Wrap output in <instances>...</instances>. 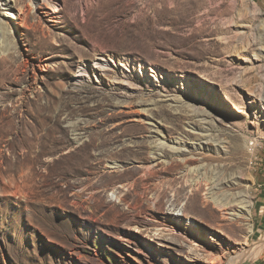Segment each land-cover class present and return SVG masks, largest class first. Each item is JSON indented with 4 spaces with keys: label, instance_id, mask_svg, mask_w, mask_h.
<instances>
[{
    "label": "rangeland",
    "instance_id": "obj_1",
    "mask_svg": "<svg viewBox=\"0 0 264 264\" xmlns=\"http://www.w3.org/2000/svg\"><path fill=\"white\" fill-rule=\"evenodd\" d=\"M184 1L0 0V264H264V54Z\"/></svg>",
    "mask_w": 264,
    "mask_h": 264
},
{
    "label": "bare ground",
    "instance_id": "obj_2",
    "mask_svg": "<svg viewBox=\"0 0 264 264\" xmlns=\"http://www.w3.org/2000/svg\"><path fill=\"white\" fill-rule=\"evenodd\" d=\"M12 2H13V0H6L5 5L11 8V7H13ZM43 2L46 3L47 5H49V7L53 11V13H60L61 12V10H58V5L56 3V0H43ZM210 3H211L210 0H196V1H188L187 0V1H184L183 3L180 4V9H179V14H178L179 21L182 22V24L195 22L197 19L201 18L197 14L200 13L204 8H207ZM33 5L35 6L34 3H33ZM226 5H227L226 3H223L222 6H226ZM239 6H240L239 15L236 17H233V19L231 20V21H233V24L236 27V34L238 35V41L236 42L235 49H236V52L240 56L246 58L247 60L252 61L251 67L253 69H256L258 66V62L260 61V59L263 58L262 54H264V53H262L260 50L254 51L253 53H254V57L256 59L253 61V58H252L251 54H249L248 51H250L249 49L252 48L253 46H255L256 44H264V34L261 33V32H264V21L262 22L261 25L259 24V21L261 20L259 9L257 8L256 5L254 7H252L251 2H249L248 0L239 1ZM5 10H8L5 13L6 17L11 18V19L14 18L13 21L16 22L15 24H17L19 21V17H16L14 11L10 10V9H5ZM214 13H215V10L208 8V11H206L205 14L202 16L214 15ZM2 22L4 23V21L0 20V36L2 34H5V35L6 34L7 35L15 34L14 30L7 31V28L3 25ZM208 22H209V20L206 19L201 27L196 28L195 33L198 34L199 32L200 33L206 32ZM229 30H230V28L227 29V32ZM99 67L100 68L101 67H107V68L108 67L109 68L115 67V62L112 59H106L104 57H101L98 59V62H96L94 67H91V66L84 63V65H81L79 67V74H80L79 77H82L83 75L90 74V73H94L95 76H99L97 70H95L96 68H99ZM127 69H129V68H127ZM127 71L129 72V70H127ZM263 72H264V69L261 71V73H263ZM243 74L244 73H241L237 77L238 80H239V78H241L243 76ZM82 79H78L77 81H80ZM250 93L253 96L262 97L261 95H258L256 90L250 89ZM207 131H209V130H207ZM186 161H188V160H186ZM213 180H214V178H213ZM230 181L231 180H229V182ZM229 182H227V183H229ZM224 184H226V183H224ZM213 187H214V185H213ZM213 187L210 188V190L214 191ZM213 191H212V193H213ZM227 198H230V197H227ZM227 198L225 197V198L220 199V197H218V196H216V198L213 196L212 199H213V203L217 206V208H219V210L221 209L223 212H228L229 209L231 208V206H234L233 205L234 203H233V201L228 202ZM237 198H238V200H240V202H239V205H241L240 208L242 209L243 212H246L248 218H250L251 214H252L253 203L248 199V196H246L243 193L237 195ZM235 205H236V203H235ZM191 224H193L192 221H191ZM253 231H254V229L252 228L250 232H253ZM262 247H263V245L259 246V248H262ZM256 248H254V249H256Z\"/></svg>",
    "mask_w": 264,
    "mask_h": 264
}]
</instances>
